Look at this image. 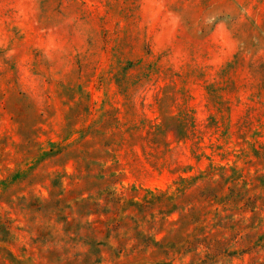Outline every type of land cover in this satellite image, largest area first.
<instances>
[{
  "label": "rangeland",
  "instance_id": "obj_1",
  "mask_svg": "<svg viewBox=\"0 0 264 264\" xmlns=\"http://www.w3.org/2000/svg\"><path fill=\"white\" fill-rule=\"evenodd\" d=\"M0 264H264V0H0Z\"/></svg>",
  "mask_w": 264,
  "mask_h": 264
}]
</instances>
